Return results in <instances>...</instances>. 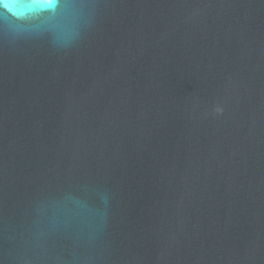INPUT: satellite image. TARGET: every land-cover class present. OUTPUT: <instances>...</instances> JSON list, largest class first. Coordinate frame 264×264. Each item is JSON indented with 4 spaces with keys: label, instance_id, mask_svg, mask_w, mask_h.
I'll use <instances>...</instances> for the list:
<instances>
[{
    "label": "water",
    "instance_id": "water-1",
    "mask_svg": "<svg viewBox=\"0 0 264 264\" xmlns=\"http://www.w3.org/2000/svg\"><path fill=\"white\" fill-rule=\"evenodd\" d=\"M0 264H264V0H0Z\"/></svg>",
    "mask_w": 264,
    "mask_h": 264
}]
</instances>
